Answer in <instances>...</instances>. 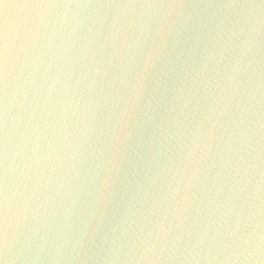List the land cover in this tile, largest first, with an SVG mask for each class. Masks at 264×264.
Returning a JSON list of instances; mask_svg holds the SVG:
<instances>
[{
    "label": "water",
    "instance_id": "95a60500",
    "mask_svg": "<svg viewBox=\"0 0 264 264\" xmlns=\"http://www.w3.org/2000/svg\"><path fill=\"white\" fill-rule=\"evenodd\" d=\"M38 2L0 4L9 264H264V0Z\"/></svg>",
    "mask_w": 264,
    "mask_h": 264
},
{
    "label": "snow or ice",
    "instance_id": "6c2138e0",
    "mask_svg": "<svg viewBox=\"0 0 264 264\" xmlns=\"http://www.w3.org/2000/svg\"><path fill=\"white\" fill-rule=\"evenodd\" d=\"M6 0H0V4L5 3ZM16 4V14L17 18H20V14L23 10L33 9L35 7L44 6V5H52L50 2L41 3L38 0H15ZM7 18L0 17V76L3 77V80L6 83V67H7V54H6V31L5 26L7 22ZM22 23L26 22V20L21 21ZM3 216V219H0V251L4 250L5 238L8 234V227L6 221V210L5 206L3 208V212L0 213ZM2 264V262H0Z\"/></svg>",
    "mask_w": 264,
    "mask_h": 264
},
{
    "label": "clouds",
    "instance_id": "9594fccd",
    "mask_svg": "<svg viewBox=\"0 0 264 264\" xmlns=\"http://www.w3.org/2000/svg\"><path fill=\"white\" fill-rule=\"evenodd\" d=\"M54 7V5H44V6H39V7H35V8H52ZM118 7H132V8H144V7H153V5H120ZM159 7L163 8V7H167V8H175L174 5H160ZM251 7V6H248ZM264 7V6H262ZM34 9V8H33ZM9 24H10V20L8 19L6 22V26H5V31H6V38H5V42H6V48H7V36H8V30H9ZM118 139V138H117ZM5 210H6V215H7V205H5ZM8 248H9V244H8V234L6 235L5 238V244H4V261L2 262V264H9V261H12L14 259V257H9L8 255Z\"/></svg>",
    "mask_w": 264,
    "mask_h": 264
}]
</instances>
